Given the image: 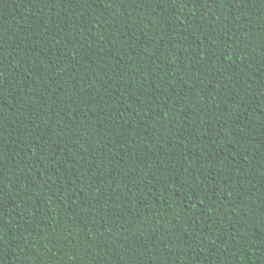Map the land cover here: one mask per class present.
Returning <instances> with one entry per match:
<instances>
[{
    "label": "trees",
    "instance_id": "1",
    "mask_svg": "<svg viewBox=\"0 0 264 264\" xmlns=\"http://www.w3.org/2000/svg\"><path fill=\"white\" fill-rule=\"evenodd\" d=\"M0 264H264V0H0Z\"/></svg>",
    "mask_w": 264,
    "mask_h": 264
},
{
    "label": "snow or ice",
    "instance_id": "2",
    "mask_svg": "<svg viewBox=\"0 0 264 264\" xmlns=\"http://www.w3.org/2000/svg\"><path fill=\"white\" fill-rule=\"evenodd\" d=\"M206 2H207V0H206ZM0 74H2V73H0ZM0 83H2V82H0Z\"/></svg>",
    "mask_w": 264,
    "mask_h": 264
}]
</instances>
